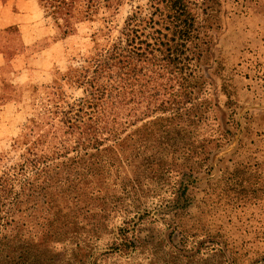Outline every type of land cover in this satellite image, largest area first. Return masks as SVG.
I'll return each instance as SVG.
<instances>
[{
	"label": "rangeland",
	"instance_id": "obj_1",
	"mask_svg": "<svg viewBox=\"0 0 264 264\" xmlns=\"http://www.w3.org/2000/svg\"><path fill=\"white\" fill-rule=\"evenodd\" d=\"M65 1L0 0V176L75 141L67 118L52 114L83 97L68 75L88 65L98 44L117 40L138 8L153 12L152 0ZM188 1L197 29L187 72L192 112L205 116L179 221L189 243L174 246L176 217L158 215L161 203L173 201L167 186L129 234L141 240L136 252H113V236H105L87 264H264V0ZM14 218L0 221V264L28 248L20 238L42 231L37 220Z\"/></svg>",
	"mask_w": 264,
	"mask_h": 264
},
{
	"label": "trees",
	"instance_id": "obj_2",
	"mask_svg": "<svg viewBox=\"0 0 264 264\" xmlns=\"http://www.w3.org/2000/svg\"><path fill=\"white\" fill-rule=\"evenodd\" d=\"M151 8L150 16L138 8L117 40L98 44L88 65L68 75L83 97L67 110L55 106L52 114L67 118L73 145L32 154L19 172L0 176V221L32 218L42 228L20 238L28 248L9 264H87L105 236H113V252H136L141 240L129 234L149 217L151 199L169 187L173 201L155 210L176 217L177 241L169 235L174 246L189 243L179 221L189 208L190 160L203 149L196 143L205 125L204 114L193 116L196 98L187 74L197 29L188 0H152ZM118 219L123 227L115 232Z\"/></svg>",
	"mask_w": 264,
	"mask_h": 264
}]
</instances>
